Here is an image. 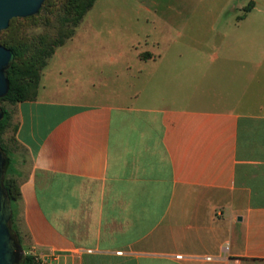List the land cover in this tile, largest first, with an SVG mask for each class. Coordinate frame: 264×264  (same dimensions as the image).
Instances as JSON below:
<instances>
[{
	"label": "crops",
	"instance_id": "1",
	"mask_svg": "<svg viewBox=\"0 0 264 264\" xmlns=\"http://www.w3.org/2000/svg\"><path fill=\"white\" fill-rule=\"evenodd\" d=\"M249 2L231 22L245 30L221 37L242 51H148L139 86L9 107L29 158L14 210L25 253L264 264V7L249 22Z\"/></svg>",
	"mask_w": 264,
	"mask_h": 264
},
{
	"label": "rangeland",
	"instance_id": "2",
	"mask_svg": "<svg viewBox=\"0 0 264 264\" xmlns=\"http://www.w3.org/2000/svg\"><path fill=\"white\" fill-rule=\"evenodd\" d=\"M64 1L46 0L32 17L11 21L6 35L18 39L22 59L37 69L38 76L22 79L30 91L94 102L104 99L105 90L141 85L145 70L137 72L144 65L138 57L145 58L148 51L189 53L195 48L210 54L232 46L242 51L239 43H221V37L245 30L231 28V22L239 20L250 0H94L75 25ZM253 1L246 20L262 21L264 0ZM0 107H10L9 101L1 99ZM15 157L18 167H28L22 146H15Z\"/></svg>",
	"mask_w": 264,
	"mask_h": 264
},
{
	"label": "trees",
	"instance_id": "3",
	"mask_svg": "<svg viewBox=\"0 0 264 264\" xmlns=\"http://www.w3.org/2000/svg\"><path fill=\"white\" fill-rule=\"evenodd\" d=\"M45 2L46 0L43 1L40 9L44 6ZM93 2L94 0H65L64 10L66 11L67 15H70L71 22L75 25L91 8ZM251 5L252 3L249 2L244 7V11H248ZM32 16L24 18H30ZM16 18L20 17L12 18L9 21V24ZM9 26L10 25H8V27ZM8 27L0 31V43L5 47L9 48L12 52L11 61L7 68L9 88L6 95L4 97H1L0 100H8L11 106L18 101L30 99L36 95L35 90L30 91V84L27 82H23L22 79L24 77H32L33 75L38 76V74L37 69H35L33 63L28 60L22 59L24 49L18 39L16 37L11 38L9 35H6ZM0 109L3 113V116L0 119V148L7 160V164L5 166L4 173L2 176V186L7 191L12 209V216L9 222L11 233L15 237L16 241L20 243L21 246H23L22 237L14 226V210L15 205L20 198L21 183V173L17 165V158L15 157V146L20 145V143L15 137L16 125L12 121L11 110L9 109V107H0ZM7 134H9V136H7ZM19 264H33L32 255L30 253H24Z\"/></svg>",
	"mask_w": 264,
	"mask_h": 264
},
{
	"label": "water",
	"instance_id": "4",
	"mask_svg": "<svg viewBox=\"0 0 264 264\" xmlns=\"http://www.w3.org/2000/svg\"><path fill=\"white\" fill-rule=\"evenodd\" d=\"M44 0H0V31L6 29L9 21L15 17L35 15ZM12 52L0 43V98L4 97L9 88L7 68ZM3 113L0 109V119ZM7 160L0 148V264H19L24 249L12 235L9 222L12 216L10 200L6 189L2 186V176Z\"/></svg>",
	"mask_w": 264,
	"mask_h": 264
},
{
	"label": "built area",
	"instance_id": "5",
	"mask_svg": "<svg viewBox=\"0 0 264 264\" xmlns=\"http://www.w3.org/2000/svg\"><path fill=\"white\" fill-rule=\"evenodd\" d=\"M31 255L33 264H60V255L55 252L41 251L32 253Z\"/></svg>",
	"mask_w": 264,
	"mask_h": 264
}]
</instances>
